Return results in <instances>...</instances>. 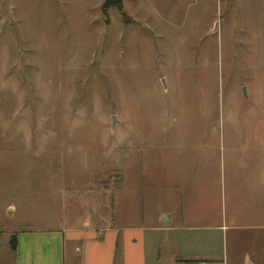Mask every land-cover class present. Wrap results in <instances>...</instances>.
<instances>
[{"label":"rangeland","instance_id":"1","mask_svg":"<svg viewBox=\"0 0 264 264\" xmlns=\"http://www.w3.org/2000/svg\"><path fill=\"white\" fill-rule=\"evenodd\" d=\"M105 2L0 0V237L50 224L51 175L60 225L72 195L141 199L149 156L167 205L234 226L214 232L241 253L264 236V0Z\"/></svg>","mask_w":264,"mask_h":264},{"label":"crops","instance_id":"2","mask_svg":"<svg viewBox=\"0 0 264 264\" xmlns=\"http://www.w3.org/2000/svg\"><path fill=\"white\" fill-rule=\"evenodd\" d=\"M158 1L135 0L136 3H144L141 7L146 6L144 10L147 12L152 9V2L156 7ZM162 142L159 149L164 151L168 146L165 140ZM164 160L166 158L162 157V166L165 168L167 164ZM145 163L152 170L151 157L148 156ZM151 170L147 171L149 184L142 200L134 190L123 188V182L114 192L113 214L108 213L104 198L95 203L94 195L90 192L91 200L88 203L87 195H82L83 198L72 195L83 213L74 215L69 210L71 213L68 211L62 225L57 224L58 209L53 204L56 198L53 195L51 175L50 191L45 192L49 197L44 198L52 202L50 224L9 230L0 237V258L5 259L7 264H264V236L261 232L243 241L240 263L241 248L231 244L230 250L229 236H224L221 241L214 232L223 229L227 232L234 226L223 228L211 227L208 223L203 225L204 216L201 214L198 217L195 210L191 208L187 211L182 205L180 209V202L177 205L179 198L176 206L174 203L167 205L171 201L158 188L172 186L169 181L172 172L169 169L165 173ZM155 177H160L157 182L153 181ZM19 193L21 206L24 207L28 200L25 183ZM37 195L39 199L42 196L39 192ZM143 203L149 205L146 211L140 209L144 207ZM246 227L262 231L264 224ZM200 231L204 233L200 234ZM13 238L17 240L15 249L11 246Z\"/></svg>","mask_w":264,"mask_h":264},{"label":"trees","instance_id":"3","mask_svg":"<svg viewBox=\"0 0 264 264\" xmlns=\"http://www.w3.org/2000/svg\"><path fill=\"white\" fill-rule=\"evenodd\" d=\"M123 0H106V2L103 5V9L107 10L110 7H116L118 9H122L123 7ZM11 246L13 249H15L17 247V240L16 238H13L11 240Z\"/></svg>","mask_w":264,"mask_h":264},{"label":"water","instance_id":"4","mask_svg":"<svg viewBox=\"0 0 264 264\" xmlns=\"http://www.w3.org/2000/svg\"><path fill=\"white\" fill-rule=\"evenodd\" d=\"M113 121H112V127H114L116 125V122H117V118L116 116H113Z\"/></svg>","mask_w":264,"mask_h":264},{"label":"built area","instance_id":"5","mask_svg":"<svg viewBox=\"0 0 264 264\" xmlns=\"http://www.w3.org/2000/svg\"><path fill=\"white\" fill-rule=\"evenodd\" d=\"M200 264H205V263H200Z\"/></svg>","mask_w":264,"mask_h":264}]
</instances>
